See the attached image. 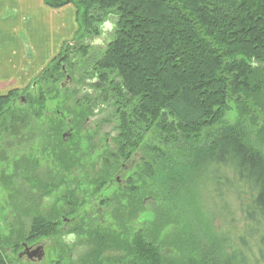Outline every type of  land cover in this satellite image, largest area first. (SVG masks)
<instances>
[{"label": "trees", "instance_id": "obj_1", "mask_svg": "<svg viewBox=\"0 0 264 264\" xmlns=\"http://www.w3.org/2000/svg\"><path fill=\"white\" fill-rule=\"evenodd\" d=\"M44 4L51 9L73 5L80 30L94 31L116 19L115 38L98 56L95 70L101 103L120 123V156L129 158L151 129L162 133V145L147 147L150 159L139 174L160 181L148 193L160 200L157 221L131 237L127 227L91 231L94 248L85 262L100 264L111 250V255L125 254L120 260L128 259L126 264L264 261V0ZM54 70L48 66L35 83L55 78ZM14 91L0 95V118L12 111ZM233 107L237 122L224 124ZM45 133L48 153L67 168L61 126L53 124ZM179 153L182 159L176 158ZM128 189L129 205L122 204L125 194L107 200L114 211L123 210V221L134 218L141 205H135L139 187L132 181ZM177 211L191 224L171 228L173 221L181 222ZM32 223L34 237L56 228L43 215ZM9 242H0V264H7L4 246Z\"/></svg>", "mask_w": 264, "mask_h": 264}, {"label": "rangeland", "instance_id": "obj_2", "mask_svg": "<svg viewBox=\"0 0 264 264\" xmlns=\"http://www.w3.org/2000/svg\"><path fill=\"white\" fill-rule=\"evenodd\" d=\"M49 15V23H56L65 17L56 12ZM115 22V18L109 19L108 23L114 26L112 29L104 28L101 24L91 31L82 26L74 38L79 40L78 48L75 50L69 44L62 53L67 57L64 61L67 73H63L59 58L55 57V60L48 63L49 67L55 69V78L45 77L34 89L33 85L39 75L26 88L14 89L11 101L25 95L28 103L22 108L13 106L12 111L0 118V235L2 245L4 238L10 239V245L4 246L8 251L5 255L7 264H16L18 250L16 241L19 239L21 241L30 234L33 218L37 215L50 218L52 223L56 224L50 235L43 234L40 237V242L45 245L46 255L40 262L31 263L24 260L18 264H81L80 260L85 256V247L90 243V236L86 237V232L82 234L78 231L77 243L71 246L65 245L61 232L65 217H76V221L70 226V231L81 226L85 231H90L97 226L111 225L115 231L127 227L130 237L138 230L148 229L158 219L157 208L160 200H156L148 193L160 181L141 179L139 174L145 160L150 159L147 147L162 145L161 131L156 128L151 129L135 152L129 158H123L119 152L120 123L112 110L102 107L99 112L103 115H100L95 122L84 129L79 125L82 117L78 108L81 105L86 106L83 96L89 95L95 98L98 94V90L83 82L82 64L93 65L98 59L93 56L105 52L108 44L115 38ZM90 43H94L89 48L90 57L84 58L88 53L84 51L82 53L81 46ZM71 51H74L73 58L69 56ZM88 58L91 59L90 62L87 61ZM67 74L72 76L73 85L63 89L60 85L66 82ZM78 81L81 85L76 84ZM84 87L88 90L85 93H83ZM5 92L1 90L0 95ZM81 97L83 98L79 100ZM40 107L43 108L41 113H34ZM58 112L62 113L65 119L58 116ZM237 113L236 107L228 111L224 124H235L239 118ZM70 118L73 121L72 125H68ZM83 122L82 120L81 123ZM53 124L61 126L60 138L68 154L67 168L55 161L50 155L52 151L49 150L48 153V149L44 146L45 132L49 131ZM259 125H262L261 121ZM72 128L74 129L72 135L64 138V134H68ZM207 133L208 131L204 133L203 140ZM183 157V153L176 155V158ZM123 165L127 166L126 170L122 168ZM56 174L60 175L59 180H52L51 176ZM118 175L123 180L122 183L117 181ZM132 181L140 189L139 196L134 192L137 201L135 205L138 202L141 205L134 218L123 221L121 219L123 210L116 208L114 211V207H111L107 200L125 194L127 197L122 199V204L129 205L128 198L131 193L128 188ZM98 210H102L100 216L96 215ZM72 211L74 213L71 214ZM176 214L182 218L181 222L173 221L169 225L171 228L175 225L182 228L186 224H191L190 219H187L181 211H177ZM101 219H104L103 223H100ZM219 223L215 221V224ZM167 230L166 227L163 231ZM191 252L193 254L194 251ZM126 262L128 259L121 261L120 264ZM249 264H264V261L259 260Z\"/></svg>", "mask_w": 264, "mask_h": 264}, {"label": "crops", "instance_id": "obj_3", "mask_svg": "<svg viewBox=\"0 0 264 264\" xmlns=\"http://www.w3.org/2000/svg\"><path fill=\"white\" fill-rule=\"evenodd\" d=\"M64 15L49 23L52 13ZM79 30L76 9L44 0H0V91L26 88Z\"/></svg>", "mask_w": 264, "mask_h": 264}, {"label": "flooded vegetation", "instance_id": "obj_4", "mask_svg": "<svg viewBox=\"0 0 264 264\" xmlns=\"http://www.w3.org/2000/svg\"><path fill=\"white\" fill-rule=\"evenodd\" d=\"M103 27L104 28L107 27V28L112 29V25L110 23L103 24ZM79 30H80V26H79ZM77 34H76V36H77ZM68 43L71 44V46H73V48L75 50L79 46V40L73 39V40L69 41ZM92 44H94V43H90L87 46H85V45L81 46L82 53H83V51L84 52L86 51L88 53L87 55L84 56V58L90 57L89 48H91ZM86 47H88L87 50H85ZM73 52L74 51H71L69 54V56L71 58H73V56H74ZM100 55L101 54H99L98 56H100ZM98 56L94 55L93 58L96 59V58H98ZM57 58H59V65H60V68L63 69V73H67L66 68L64 67V61L67 60V57L65 55L59 54L57 56ZM90 60H91L90 58L87 59L88 62H90ZM96 60H98V59H96ZM96 60L94 61L93 65L82 64L83 68L81 69V74L83 76V78H82L83 82L88 83L87 85L94 88L95 90H98V94L95 98L91 97L89 95H86V96L84 95L83 97H85L84 101L86 103V106L81 105L78 108L79 113L84 112V114L80 115V117H82V120L84 122L81 123L82 120H79V125H80V128H82V129L86 128L90 123L95 122V120H97L100 115H103L102 113L99 112L102 107L107 108L108 110L110 109V107H107L105 104L101 103L102 101H101L100 97H101L102 92H101V88L98 87V83L101 80L98 78L97 71L95 70L96 69ZM43 80L44 79L41 78L40 82ZM80 80H81V77H80ZM65 81L66 82H64L60 85L63 89H66V88L71 87L73 85V79H72V76L70 74H67ZM76 84L81 85V82L78 81V82H76ZM37 85H38V83H34V85H33L34 89L37 88ZM87 91H88L87 88L84 87L83 93H85ZM87 94H89V93H87ZM83 97L79 98V100H81ZM27 103H28V99L26 98L25 95H22L20 98L15 99L12 102L13 106H19L21 108L25 107L27 105ZM90 114H93V115H90ZM58 116H60L61 118H64V115L60 112H58ZM72 123H73V121L70 118L68 120V125H72ZM73 130L74 129L72 128L68 134H66V135L64 134V138L71 136ZM122 168L124 170H126L127 166L123 165ZM117 177H118L117 181L119 183H122L123 180L120 179V175H118ZM101 213H102V210H98L96 212V215L100 216ZM74 221H76V217H71V218L65 217L64 221H63V225L61 226L62 239L64 241V244L68 245V246H71V245H74L77 243V240H78L77 232L78 231H79L78 233H82V234H84L83 232H86V237H89L90 236L89 233H91V231L102 230L104 228V226H106V225H103L100 227L97 226V227H94L90 231H85L83 227H82V229L79 230L78 229L79 227H78V228L74 229V231H70L71 230L70 226ZM100 221H101L100 223H103L104 219H101ZM32 232H33V227L31 226L30 234L27 237H24V235H23L24 238L21 236V238H23V240L20 241V239H19V241H16V246L18 247V250L16 253V255H17V262H15L16 264H18L24 260L30 261L31 263H35V262H40L44 259L45 255H46V250H45V245L40 242L41 241L40 237L42 235H37L36 237H34V234H32ZM0 239H1V237H0ZM89 239H90V243L87 245L88 247H85V256L80 260L81 264H92V262H85V261H87L88 256L90 255L92 249L94 248V243L91 241L90 237H89ZM0 242H1V240H0ZM80 244H82V243H80ZM111 252H112V250L109 253H107V255L105 256L106 260H104L103 262H100V264H120V262L122 261V260H120V257L123 256V254L120 252H117L119 254L116 255V253L113 252L114 254L111 255ZM42 254H44V257L42 258V260H39L38 257ZM107 257L108 258L113 257V259L108 260ZM6 263H8V262H6Z\"/></svg>", "mask_w": 264, "mask_h": 264}, {"label": "water", "instance_id": "obj_5", "mask_svg": "<svg viewBox=\"0 0 264 264\" xmlns=\"http://www.w3.org/2000/svg\"><path fill=\"white\" fill-rule=\"evenodd\" d=\"M43 257H44V254L40 255V256L38 257V259H39V260H42Z\"/></svg>", "mask_w": 264, "mask_h": 264}]
</instances>
